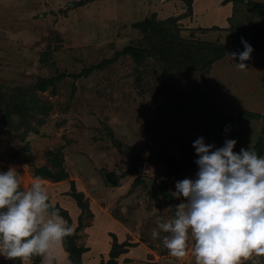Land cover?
Instances as JSON below:
<instances>
[{
  "label": "rangeland",
  "instance_id": "374dc122",
  "mask_svg": "<svg viewBox=\"0 0 264 264\" xmlns=\"http://www.w3.org/2000/svg\"><path fill=\"white\" fill-rule=\"evenodd\" d=\"M201 136L264 156V0H0V171L74 229L57 264H195L152 231Z\"/></svg>",
  "mask_w": 264,
  "mask_h": 264
},
{
  "label": "clouds",
  "instance_id": "9594fccd",
  "mask_svg": "<svg viewBox=\"0 0 264 264\" xmlns=\"http://www.w3.org/2000/svg\"><path fill=\"white\" fill-rule=\"evenodd\" d=\"M244 50L236 67L246 69L253 47ZM236 139L223 146L193 141L198 171L175 184L173 195L184 198L174 216L158 222L153 239L164 233L163 246L172 257L186 255L189 237L195 264H264V156L250 147L234 152ZM74 229L50 202L40 176L21 187L15 167L0 171V257L13 261L39 257L57 264L58 248Z\"/></svg>",
  "mask_w": 264,
  "mask_h": 264
},
{
  "label": "trees",
  "instance_id": "16d2710c",
  "mask_svg": "<svg viewBox=\"0 0 264 264\" xmlns=\"http://www.w3.org/2000/svg\"><path fill=\"white\" fill-rule=\"evenodd\" d=\"M85 1H89V0H85ZM82 4V3H81ZM80 4V5H81ZM257 38V37H256ZM256 38H254V37H247V38H245V40L253 47V44H254V42H255V40H256ZM234 46L235 47H244V45L242 44V42H241V40H238V41H236L235 43H234ZM125 51H129V52H131L132 54H134L135 52H137V54H139V52H138V50H135L134 48H132V47H127L126 49H125ZM173 199V198H172Z\"/></svg>",
  "mask_w": 264,
  "mask_h": 264
},
{
  "label": "water",
  "instance_id": "95a60500",
  "mask_svg": "<svg viewBox=\"0 0 264 264\" xmlns=\"http://www.w3.org/2000/svg\"><path fill=\"white\" fill-rule=\"evenodd\" d=\"M110 180L113 181V182H116L115 176H111Z\"/></svg>",
  "mask_w": 264,
  "mask_h": 264
}]
</instances>
